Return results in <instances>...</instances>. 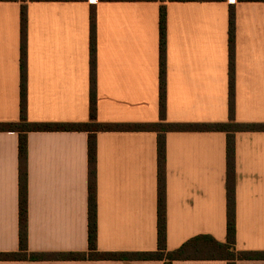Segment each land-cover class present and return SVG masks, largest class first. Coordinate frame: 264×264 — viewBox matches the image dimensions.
<instances>
[{
	"label": "crops",
	"instance_id": "1",
	"mask_svg": "<svg viewBox=\"0 0 264 264\" xmlns=\"http://www.w3.org/2000/svg\"><path fill=\"white\" fill-rule=\"evenodd\" d=\"M28 120L87 123L91 14L97 121L159 123L160 1L26 2ZM166 121L230 120L229 18L235 6V119L264 124V2L167 1ZM21 1H0V123L21 115ZM97 246L158 249V133L100 131ZM224 131L166 133L167 248L199 235L227 242ZM89 133H28V244L34 253L89 249ZM237 251H264V131L235 132ZM19 133L0 131V252L19 250ZM0 264H164L160 260H16ZM173 264H227L179 260ZM236 264H264L238 260Z\"/></svg>",
	"mask_w": 264,
	"mask_h": 264
},
{
	"label": "trees",
	"instance_id": "2",
	"mask_svg": "<svg viewBox=\"0 0 264 264\" xmlns=\"http://www.w3.org/2000/svg\"><path fill=\"white\" fill-rule=\"evenodd\" d=\"M21 1V115L19 122L0 123V131L19 133V250L0 252V261L16 260H160L173 264L179 260H225L236 264L238 260H264V251H237L235 249L236 225V162L235 132L264 131V124H242L235 119V52L236 20L235 6L230 8L229 18V76L230 120L228 123L181 124L166 121V53H167V1H225V0H145L160 1V60L161 90L159 123L151 124H102L97 121L96 94V17L91 14V100L90 121L87 123H33L28 120V0ZM30 1H82V0H30ZM241 2H264V0H238ZM155 131L158 133V249L150 252H101L97 246V139L100 131ZM31 131H84L89 133V228L87 252L34 253L28 244V133ZM169 131H224L227 139V242L221 243L211 235H199L176 250L167 248L166 215V133Z\"/></svg>",
	"mask_w": 264,
	"mask_h": 264
},
{
	"label": "built area",
	"instance_id": "3",
	"mask_svg": "<svg viewBox=\"0 0 264 264\" xmlns=\"http://www.w3.org/2000/svg\"><path fill=\"white\" fill-rule=\"evenodd\" d=\"M232 2L235 1V0H231Z\"/></svg>",
	"mask_w": 264,
	"mask_h": 264
}]
</instances>
